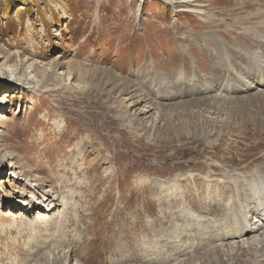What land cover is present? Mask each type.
<instances>
[{"label":"rangeland","instance_id":"1","mask_svg":"<svg viewBox=\"0 0 264 264\" xmlns=\"http://www.w3.org/2000/svg\"><path fill=\"white\" fill-rule=\"evenodd\" d=\"M263 50L264 0H0V264H264Z\"/></svg>","mask_w":264,"mask_h":264},{"label":"bare ground","instance_id":"2","mask_svg":"<svg viewBox=\"0 0 264 264\" xmlns=\"http://www.w3.org/2000/svg\"><path fill=\"white\" fill-rule=\"evenodd\" d=\"M259 39V40H258ZM261 39H263L262 37H259V38H257V40L258 41H260ZM262 45V44H261ZM260 45V46H261ZM262 47V46H261ZM235 48V47H234ZM240 48V47H239ZM238 48V49H239ZM241 49V52H242V50H244V48L243 47H241L240 48ZM262 49V48H261ZM234 51V50H233ZM246 51V50H245ZM264 51V50H263ZM264 53V52H263ZM262 52H261V55L263 54ZM246 54L248 55V54H250L249 56H251V53L250 52H246ZM258 55V53H256V56ZM260 55V57H262ZM264 55V54H263ZM226 56V55H225ZM248 56V57H249ZM253 56V55H252ZM224 57V56H223ZM222 57V58H223ZM229 57V56H228ZM227 57V58H228ZM252 59L254 58V56L253 57H251ZM263 58V57H262ZM256 59V58H255ZM254 59V61H256ZM260 60H261V58H259ZM225 60V59H224ZM251 60V59H250ZM229 61V60H228ZM227 61V62H228ZM252 62H254L253 60H251ZM226 62V63H227ZM230 63V62H229ZM10 70V69H9ZM249 71V70H248ZM5 70L3 71H0V74L2 75V76H4L5 75ZM7 72V71H6ZM243 72V71H242ZM8 73L10 74V75H14V72H10V71H8ZM245 73V72H244ZM246 76V75H245ZM263 76V75H262ZM256 77V76H255ZM258 77V76H257ZM248 78H249V76H248ZM251 78V77H250ZM260 78V77H259ZM2 79H5V78H2ZM252 79V78H251ZM263 79V78H262ZM257 80V79H256ZM254 80H252V82H253ZM246 82H248V81H246ZM254 83V82H253ZM191 84V83H190ZM225 84H227V83H225ZM247 84V83H246ZM250 84V83H249ZM256 84V83H255ZM254 85V84H253ZM257 85V84H256ZM225 86V85H224ZM227 86V85H226ZM259 86V85H258ZM250 88V87H249ZM222 93V92H221ZM261 95V94H260ZM193 96V95H192ZM1 103V102H0ZM1 106V109H0V117H1V115L3 114V110L5 109V107H4V105L3 104H1L0 105ZM5 112V111H4ZM7 167V165H0V171H3L4 172V174H7V171H8V169H7V171H5V170H2L3 168L2 167ZM13 167V166H12ZM12 167L10 166L9 167V169L11 168L12 169ZM14 168V167H13ZM261 172L260 171H256L255 172V174H254V178H252V177H250L251 179H249V180H245L244 181V185L246 186H248V188H249V190L251 191V192H248V194H250L251 193V196H253V197H255L258 193H261V196H262V194H264V175L263 174H260ZM15 175V177H14V179L15 180H20V179H22L23 178V180H24V176L22 177V175L19 173V174H14ZM36 178V177H35ZM232 180L233 181H235L233 178H232ZM24 182L25 183H27L28 185H29V187L31 188V190H33L34 192H35V195H33L32 197L34 198V200L35 201H37L36 203H37V205H38V208L37 209H35V207H34V204H32L31 202H29V201H27L26 200V198L24 197V194H22L23 195V197H21L20 199H18V201H16V202H14L15 204H13L15 207H13L14 209H18L19 211H28V213L30 214L29 216L31 217V212H33V211H37V210H40V212H39V214H38V218L37 219H34V218H32V219H30V221L28 222V223H26L25 224V226L27 227V228H31V227H34L36 224H38V225H40V224H42V223H46L47 222V224L49 225V223H50V221H48V219L50 218L49 216H48V214L47 213H51V212H53V211H55L56 210V208H57V206H55V200H54V198H56L57 199V201H58V203H59V199L57 198V196L55 195V193L53 194V195H49L46 191H45V189H43V186L41 185V184H34L36 181H33V180H31L30 178H26L25 180H24ZM39 183V182H38ZM44 183V182H43ZM246 186V187H247ZM247 188V189H248ZM246 189V188H245ZM245 191V190H244ZM49 192H50V190H49ZM21 195V194H20ZM16 196V195H15ZM39 196H40V198H39ZM239 196V195H238ZM259 197V196H258ZM41 199V200H39V199ZM251 198V197H250ZM261 198H263V196L261 197ZM33 200V201H34ZM246 200H247V198H246ZM260 200V199H259ZM34 201V202H35ZM238 201L239 200H237V204L236 205H238L239 203H238ZM250 201V200H249ZM248 201V202H249ZM61 202V201H60ZM247 202V203H248ZM62 203V202H61ZM69 204L70 203H68V202H66L65 204H63V206H66V208H68V206H69ZM244 204V203H243ZM242 204V205H243ZM60 205V204H59ZM12 206V205H11ZM239 206V205H238ZM240 206H241V204H240ZM245 206H246V204H245ZM60 207H61V205H60ZM237 207V206H236ZM256 207V206H255ZM40 208H42V209H40ZM72 208V207H71ZM43 209H45V210H43ZM249 209V208H248ZM252 209V208H251ZM240 210H242V209H240ZM246 210H247V207H246ZM68 210H66V211H64V213H62V217H61V219H62V225L65 227L66 226V228L68 227V225L69 224H71V219H70V216L69 215H67V212ZM258 211L260 212L259 213V215H257V221H256V223H262V224H264V202H262V201H260V203H259V205H258ZM76 212V211H75ZM232 212V211H231ZM246 212V211H245ZM249 212V211H248ZM240 213V212H239ZM242 213V212H241ZM183 214V213H182ZM237 214V213H236ZM258 214V213H257ZM234 215H235V213H234ZM243 215V214H242ZM237 216H240V215H238L237 214ZM246 216V215H245ZM6 218H8L9 216H5ZM24 217H26V216H24ZM233 217L234 216H232V219H233ZM200 218V217H199ZM39 219H41L42 221H40ZM205 219V218H204ZM203 219V220H204ZM234 219H236V218H234ZM239 218H237V220H238ZM194 220V219H193ZM206 220V219H205ZM204 220V221H205ZM237 220H236V222H234V223H236L237 224ZM60 220H56V222H59ZM199 221V220H198ZM215 221V220H214ZM255 221V220H254ZM206 222H207V220H206ZM220 222V221H219ZM225 222V221H224ZM12 223V222H11ZM216 223H218V221L216 222ZM220 224V223H219ZM13 225V224H12ZM15 225V224H14ZM34 225V226H33ZM59 225H60V222H59ZM241 225H242V229H241V231H240V227H241ZM21 226V225H20ZM44 226H46V225H44ZM185 226V225H184ZM188 226V225H187ZM215 226V225H214ZM218 226V225H217ZM221 226H222V224H221ZM238 232H237V234H239L240 233V237H242V238H244V239H246V240H248V239H250V240H248V241H245V242H251V241H255V239L254 238H256L257 237V233L261 230V229H258V228H260L262 225H260L259 227L257 226V227H255L253 224H250L249 223V221L247 220V218L245 219V218H243L242 217V219H240L239 221H238ZM14 227V226H13ZM180 227V226H179ZM191 227H192V225H191ZM204 227V226H203ZM210 227V226H209ZM212 227V226H211ZM223 227V226H222ZM35 228V227H34ZM193 228V227H192ZM218 228H220V227H218ZM234 228V227H233ZM187 229V228H186ZM209 229V228H208ZM222 229V228H221ZM237 229V228H236ZM264 229V228H263ZM202 230V229H201ZM219 230V229H218ZM217 230V231H218ZM226 230V232H227V229H225ZM232 230V229H231ZM235 230V229H234ZM35 231V230H34ZM46 231V230H45ZM188 231V230H187ZM194 231V230H193ZM177 232V231H176ZM190 232V231H189ZM231 232V231H230ZM229 232V233H230ZM233 232V231H232ZM181 233V232H180ZM234 233V232H233ZM202 234V233H201ZM191 235V234H190ZM199 235V234H198ZM231 235V234H230ZM226 236V235H225ZM228 236V235H227ZM232 236V235H231ZM230 236V237H231ZM236 237V236H235ZM237 237H239V236H237ZM233 238V237H232ZM239 239V238H238ZM176 240V239H175ZM229 240V239H228ZM235 240H236V242H237V239L235 238ZM179 241V240H178ZM192 241V240H191ZM190 241V242H191ZM216 241V240H215ZM226 241V240H225ZM231 241V240H230ZM242 241V240H241ZM257 241V240H256ZM180 242H182V241H180ZM203 242V241H202ZM257 242H259V241H257ZM212 243V242H211ZM172 244V243H171ZM188 244V243H187ZM236 244V243H235ZM246 244V243H245ZM249 244V243H248ZM253 244H255V243H253ZM189 245V244H188ZM201 245V244H200ZM212 245V244H211ZM233 245V244H232ZM194 246H195V243H194ZM202 246V245H201ZM221 246V245H220ZM231 246V245H230ZM246 246V245H245ZM250 246H251V244H250ZM197 247V246H196ZM185 250V249H184ZM189 251V250H188ZM195 252V251H194ZM152 257V256H151ZM170 257V256H169ZM148 259H150V258H148ZM153 259V258H152ZM153 261V260H152Z\"/></svg>","mask_w":264,"mask_h":264}]
</instances>
